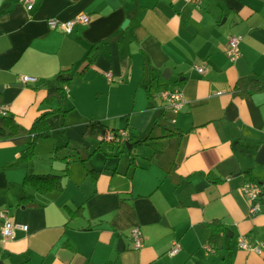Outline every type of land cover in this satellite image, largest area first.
Here are the masks:
<instances>
[{"label": "crops", "instance_id": "crops-1", "mask_svg": "<svg viewBox=\"0 0 264 264\" xmlns=\"http://www.w3.org/2000/svg\"><path fill=\"white\" fill-rule=\"evenodd\" d=\"M81 13L90 23L71 34L48 28L51 18ZM233 36L243 38L235 62L226 54ZM241 79L263 89L238 96ZM0 87V115L25 129L43 113L67 112L50 116L52 136L37 141L30 166L0 170V209L28 226L5 241L0 227V264H264V248L239 247L241 239L264 245V196L251 214L241 192L252 179L264 191V0H203L200 8L176 0H37L31 12L22 0H0ZM54 88L61 101L48 104ZM166 89L182 93L178 113L162 100ZM156 120L182 135L175 175L153 147L127 151ZM90 121L127 131L128 141L85 139ZM67 146L86 161L56 160V148ZM24 149L0 142V167ZM89 171L99 173L94 182ZM28 172L64 176L63 189L42 194L24 184ZM216 221L221 245L208 253ZM134 227L143 234L140 249ZM176 242L181 251L171 257Z\"/></svg>", "mask_w": 264, "mask_h": 264}, {"label": "trees", "instance_id": "trees-1", "mask_svg": "<svg viewBox=\"0 0 264 264\" xmlns=\"http://www.w3.org/2000/svg\"><path fill=\"white\" fill-rule=\"evenodd\" d=\"M98 48L93 47L90 50L87 60L92 63L93 60L91 55L95 52ZM263 89V86L257 80H246L241 79L238 81L235 94L238 96L250 95L257 91ZM61 88H54L50 89L48 93V97L46 98V102L48 104H52L54 101L59 100L61 101ZM56 112H62L61 108L53 110L52 112H46L41 114L32 127L30 129L23 128L20 124L16 122L13 116H1L0 115V142L5 141H13L19 145L25 146V149L22 150L20 153V157L16 159L14 162H10L3 167H0V170L11 168V167H19L22 165L30 166L35 158V147L36 143L39 139H49L52 136V129L49 123L50 116ZM111 132L108 130L103 123L100 121H90L85 133V139H100L103 142H106L107 134ZM114 132V131H113ZM182 135L181 134H173L171 131H167L164 128L159 126L158 121L156 120L151 128L149 136L136 143H129L130 148L127 149L129 153L142 145H148L155 149L156 152V159L160 166L164 167V169L171 175H175L176 171V164L174 162L175 154L178 151L179 145L181 143ZM158 147L155 146L153 143H158ZM112 144V143H110ZM114 145V144H112ZM117 146V145H114ZM123 146V145H122ZM120 146V147H122ZM126 147V146H125ZM127 148V147H126ZM55 159L58 161L66 162L68 159H72V161H82L85 162L86 159L81 158L79 155L78 150L75 148L67 146L66 148H56L54 151ZM69 173V166L67 164L65 168V174ZM90 176H92V181L96 180V177L99 173L94 171H89ZM63 177L64 176H56V175H33L31 173H27L26 177L24 178V184H28L36 189L38 192L42 194H48L54 191H61L63 189ZM254 183L255 180H251ZM80 214L79 211L71 214V216H77ZM2 226V222L0 220V227ZM212 227V234L209 239V244H211L214 249L217 251L220 249L219 246L221 245V232H222V225L219 221H216L210 225Z\"/></svg>", "mask_w": 264, "mask_h": 264}, {"label": "built area", "instance_id": "built-area-1", "mask_svg": "<svg viewBox=\"0 0 264 264\" xmlns=\"http://www.w3.org/2000/svg\"><path fill=\"white\" fill-rule=\"evenodd\" d=\"M25 8L28 12L35 9L37 5V0H22ZM182 1L187 4H191L196 8H200L203 0H176ZM90 23V17L88 14L81 13L72 20L63 22L55 18H51L47 21L48 28L51 31H60L64 34H71L76 26H86ZM242 36H233L230 38L226 54L231 62H235L241 56L240 53V43L242 41ZM199 72H203L202 68L197 69ZM108 79L112 77L111 74L107 75ZM24 83L29 81H34V79L24 76L22 78ZM220 94V93H219ZM161 98L165 101L167 108L173 113H178L184 106L185 100L181 92L177 90L166 89L161 93ZM128 132L125 130H119L115 132H109L106 137L108 143H112L117 146H122L128 141ZM241 192L246 197L250 203V213L256 214L261 209V202L264 196L263 188L260 184L254 182L246 183L242 188ZM0 220L2 222L1 226V237L2 241L12 240L16 237L18 231L28 232V226L21 223L14 222L8 215V210L6 208L0 209ZM131 238L135 249H140L143 246V234L140 227H134L131 231ZM239 247L243 250L261 254L264 248L263 244H248L243 239L239 241ZM208 253H214L215 249L210 245L206 247ZM181 251L180 243L176 242L173 244L172 249L169 251V256L174 257Z\"/></svg>", "mask_w": 264, "mask_h": 264}, {"label": "water", "instance_id": "water-1", "mask_svg": "<svg viewBox=\"0 0 264 264\" xmlns=\"http://www.w3.org/2000/svg\"><path fill=\"white\" fill-rule=\"evenodd\" d=\"M126 24H127V22H126ZM171 74H172V70L167 69V70H165V72H164L163 78H165V79H169V78L171 77ZM2 91H3V87H0V93H1Z\"/></svg>", "mask_w": 264, "mask_h": 264}]
</instances>
